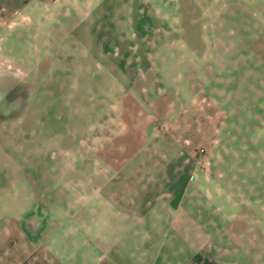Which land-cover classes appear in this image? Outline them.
<instances>
[{
	"label": "rangeland",
	"instance_id": "obj_1",
	"mask_svg": "<svg viewBox=\"0 0 264 264\" xmlns=\"http://www.w3.org/2000/svg\"><path fill=\"white\" fill-rule=\"evenodd\" d=\"M152 85L162 98L145 105L139 97ZM167 105L215 119L214 137H199L186 171L209 196L199 204L216 213L212 229L198 233L199 264H240L242 252L261 256L245 264H264V0H0V264H93L84 241L94 240L95 215L79 207L99 180L110 187L107 179L122 175L112 161L126 158ZM166 208L144 220L171 223ZM36 211L34 229L21 223ZM192 237L135 231L133 244L147 248L134 247L133 264L141 252L144 264H188L168 259L180 238L190 259ZM222 252L229 262L213 260ZM161 255L166 261L155 262Z\"/></svg>",
	"mask_w": 264,
	"mask_h": 264
},
{
	"label": "crops",
	"instance_id": "obj_2",
	"mask_svg": "<svg viewBox=\"0 0 264 264\" xmlns=\"http://www.w3.org/2000/svg\"><path fill=\"white\" fill-rule=\"evenodd\" d=\"M150 89L155 90L153 85ZM139 98L146 105L149 102L151 104H154L155 101L158 102L162 96L158 90H155L149 96H141ZM190 100L192 101V96ZM202 119L201 115L192 112H176L173 107L167 105L163 113H159V116L156 117L152 116V119L143 125L144 135H142V139H138L137 142H135L136 140H131L133 142L127 148L128 154L126 158L121 162L118 161L117 164L112 161L111 167L123 169L120 172L122 175L111 176L107 179L109 180L110 187H103L102 184H105V181L99 180L98 184L101 183V186L95 191L94 197L87 198L79 207V210L83 209L86 211L89 206H92L91 211L93 210L95 215L93 220L94 240L92 242H89L87 239L84 241V244L91 245V248H93L95 254L92 260L93 264H133V258L138 253L134 250V247L138 245L136 249L139 250L147 248L145 241L133 244L135 242L132 238L133 232L151 231L153 229L154 231L163 232H192L193 237L190 244L191 258L188 260L182 258L187 246L183 244V240L180 238V244H176L178 251L177 256L173 258L175 261L172 260V257L168 261L177 263L176 259L179 258V263H200V254L203 253L206 246L205 239L200 238L198 233L210 231L216 220L214 208L199 204L200 199H206V201L209 199L208 194L205 197H200L202 195L199 193V181L192 174H190L191 179L186 175L187 169L193 167L195 164V159H189L193 157L191 153L195 152L198 147L197 141L199 137L205 136L212 139L215 135L216 124L214 117L210 119L206 117V121L200 122ZM205 141V145L211 143L210 139H205ZM164 143H171L169 153L161 149ZM185 154H188L190 158L187 159L185 157L187 155ZM142 168H150L152 169V173L157 169V172L150 176L131 175L132 172L135 173V169ZM175 169H179L180 174H177ZM126 172L129 175H124ZM108 188L110 192L107 191ZM185 200L192 201L190 211L183 210ZM162 201H164V205ZM162 206L164 208L167 207L166 214L174 216V220L168 224L154 223L151 224L154 227H151L144 218L150 216ZM38 215L39 211L26 214L22 218L21 223L25 218L30 223ZM183 216H190V219L185 220L182 218ZM212 217L215 219L213 220ZM15 218H19V215H16ZM29 226L33 227L31 223ZM222 226L224 228L221 229L220 227ZM218 228L222 231H228V228L222 224H219ZM21 229L18 225L17 229L14 227V236H21ZM83 231L87 232L86 227H84ZM111 232L120 233L121 235H113L112 238L110 235L108 238L105 233ZM36 233H38L37 226L32 234L35 235ZM49 244L50 246L53 244V241L50 239L47 240L44 246L47 250ZM165 246V242L159 245L161 248ZM246 247L247 245L245 244ZM85 252L87 251L84 250L81 253L84 255V258H87ZM141 253L143 258L138 257L137 262H141L142 264L150 262L144 260L145 255H143V252ZM214 255L213 258L215 259L213 260L218 263L229 262L231 258L230 252L227 255L223 254V252L221 255ZM236 257L238 259L237 262L240 264H245L249 261L252 263L253 259L254 262H258L261 258L260 255H256L255 257L248 256L245 252L240 253ZM155 258L157 260L154 261L157 263H164L166 261V258L162 255ZM206 258H204L203 262L209 264L210 258ZM83 261L86 262L84 259Z\"/></svg>",
	"mask_w": 264,
	"mask_h": 264
}]
</instances>
